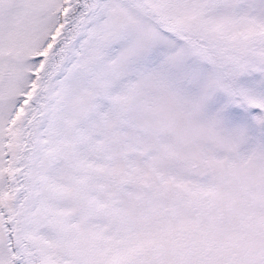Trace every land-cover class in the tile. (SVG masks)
<instances>
[{"label": "snow or ice", "instance_id": "6c2138e0", "mask_svg": "<svg viewBox=\"0 0 264 264\" xmlns=\"http://www.w3.org/2000/svg\"><path fill=\"white\" fill-rule=\"evenodd\" d=\"M0 264H264V0H0Z\"/></svg>", "mask_w": 264, "mask_h": 264}]
</instances>
